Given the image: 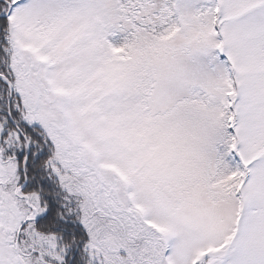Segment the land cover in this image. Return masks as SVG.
Here are the masks:
<instances>
[{
  "label": "snow or ice",
  "instance_id": "1",
  "mask_svg": "<svg viewBox=\"0 0 264 264\" xmlns=\"http://www.w3.org/2000/svg\"><path fill=\"white\" fill-rule=\"evenodd\" d=\"M0 264H264V0H0Z\"/></svg>",
  "mask_w": 264,
  "mask_h": 264
}]
</instances>
